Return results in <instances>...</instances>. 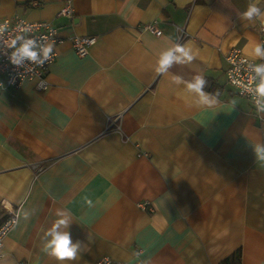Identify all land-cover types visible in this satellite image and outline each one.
Wrapping results in <instances>:
<instances>
[{
	"label": "crops",
	"instance_id": "obj_1",
	"mask_svg": "<svg viewBox=\"0 0 264 264\" xmlns=\"http://www.w3.org/2000/svg\"><path fill=\"white\" fill-rule=\"evenodd\" d=\"M253 2L264 9V0H0V17L51 22L65 37L47 91L27 82L0 95V224L19 212L0 264H59L42 246L59 209L72 216L73 242L86 243L64 264H221L237 251L242 264H264V162L253 150L264 112L228 82L225 60L238 48L264 62L254 52L264 19L241 16ZM68 5L72 15H60ZM155 21L161 37L143 28ZM74 36L96 37L87 56ZM176 44L195 59L157 73ZM172 75L204 76L217 103H197ZM117 117L121 130H109Z\"/></svg>",
	"mask_w": 264,
	"mask_h": 264
},
{
	"label": "clouds",
	"instance_id": "obj_2",
	"mask_svg": "<svg viewBox=\"0 0 264 264\" xmlns=\"http://www.w3.org/2000/svg\"><path fill=\"white\" fill-rule=\"evenodd\" d=\"M241 16L248 20H261L264 19V9H261L255 2L250 3ZM5 25H0V33L5 31ZM28 29H21V32H26ZM55 42L48 41L47 37L29 38L23 34L17 35L11 41V52L5 51L11 64L18 69L28 68L29 63L37 66H44L50 61L54 55ZM255 55L264 59V43H258L254 49ZM195 59L192 49L176 44L160 53L157 61L156 72L161 75H166L169 69L174 64L191 63ZM30 70V69H28ZM255 73L254 79L259 78L254 91L258 95L256 106L259 112H264V63L256 64L252 68ZM171 83L179 86L183 85L187 91L195 94L197 103L212 106L217 103V94L213 96L204 91L208 85V81L202 75H196L191 81H186L182 76L172 75ZM2 86V85H0ZM3 87V86H2ZM255 158L264 162V144H256L253 147ZM86 203L91 206L92 202L86 200ZM11 208V205H7ZM31 213L24 212V219H29ZM57 219L52 223L42 237L43 251L50 257L54 258L59 264H64L66 261H75L78 255L86 251V243L77 240L73 242L72 234L70 232L71 225L73 224L72 216L66 209H59L56 212ZM19 219V212H17V219L12 221L13 224L17 223ZM87 242H91V237L88 236Z\"/></svg>",
	"mask_w": 264,
	"mask_h": 264
},
{
	"label": "built area",
	"instance_id": "obj_3",
	"mask_svg": "<svg viewBox=\"0 0 264 264\" xmlns=\"http://www.w3.org/2000/svg\"><path fill=\"white\" fill-rule=\"evenodd\" d=\"M72 6L68 5L62 10L60 15H72ZM0 25H5V31L0 33V95L7 89H16L22 86L24 83H35L36 89L41 92H45L49 89V82L47 75L50 66L54 63L58 52L54 51V55L50 61L44 66L32 65L29 63L28 68L18 69L12 65L8 59V55H5V51L10 53L11 41L17 35H25L29 38L47 37L48 41H54L55 45L61 44L65 37H62L59 33V29L51 22L38 21L32 22L23 18L17 14L13 16L0 17ZM144 30L161 37L163 32L158 29L157 21L147 23L143 26ZM21 29H28L26 32H21ZM261 34L264 39V27L261 28ZM73 47L80 57L88 55L89 47L96 43V37L94 36H74L71 38ZM227 63V78L228 82L238 91V93L248 99L251 104L257 108L256 100L260 97L254 94V89L259 82V78L255 77V73L252 68L256 64L248 58L244 57L241 50L238 48L231 49L226 57ZM30 69V70H28ZM121 117L110 118L108 123L109 130H121V126L118 121ZM17 219V211H11L7 218L0 224V257L2 256V249L4 246V240L11 233L17 223L13 224L12 221ZM96 264H121L115 262L108 257L102 258L96 262Z\"/></svg>",
	"mask_w": 264,
	"mask_h": 264
},
{
	"label": "trees",
	"instance_id": "obj_4",
	"mask_svg": "<svg viewBox=\"0 0 264 264\" xmlns=\"http://www.w3.org/2000/svg\"><path fill=\"white\" fill-rule=\"evenodd\" d=\"M221 264H242L241 262V251H237L230 257H228L225 261Z\"/></svg>",
	"mask_w": 264,
	"mask_h": 264
}]
</instances>
